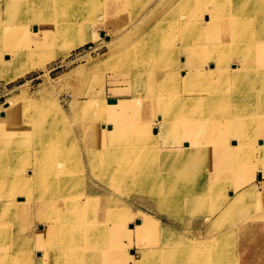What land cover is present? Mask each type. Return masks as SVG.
<instances>
[{"label": "bare ground", "instance_id": "obj_1", "mask_svg": "<svg viewBox=\"0 0 264 264\" xmlns=\"http://www.w3.org/2000/svg\"><path fill=\"white\" fill-rule=\"evenodd\" d=\"M5 1L18 3L21 9L13 10L3 22L5 27L0 29L1 80L13 77L16 69L11 73V68H18L19 61L37 63L47 41L52 46L64 47L67 53L73 47L96 38L89 33L92 25L100 23L103 26L98 35L107 43L112 40L109 32L126 25L116 19L120 14L118 12L125 8L121 0ZM189 1L173 0L170 9L158 15V19L154 18V27L150 31L139 32L143 17L152 13L157 4L155 9L147 10L137 21L134 18L135 21L124 27L126 30L112 44L109 64L130 71L129 75H132L131 72L146 75L145 95L149 98V105L142 100H127V105L120 106V109L133 107L134 111L132 114H121V124L110 117L111 121L101 124L96 133H88L93 137L107 136L113 142L121 140L122 147L117 149L119 152L99 149L89 138L81 148V156L76 155L74 163L70 164L66 149L61 146L60 135L56 134L55 138L52 134V122L46 110L36 122L24 123L21 120L24 116L17 115L15 118L16 107L6 109L5 121L13 116L10 122L15 119L12 126H17L18 120V133L22 138L17 136L16 140L5 145L6 148L0 147V162L9 160L5 168L0 167V199L4 200L3 207H0V235L4 228H8L11 236L8 248L16 249L10 257L0 254V264H20L14 260L15 257H21L23 264H33L25 253L32 248H42L44 243L40 235L31 233L25 241L22 240L23 234L28 232L25 228L27 221L31 220L42 222L46 234L44 253H36L40 264H83V254L79 251L88 248L103 250L111 240V232L125 238L128 244L135 240L140 256L155 257L148 260L151 264L161 260L158 259L161 256L167 258V253L174 249L176 242L197 251L178 264H233L224 258L227 253L235 254V251L227 252L230 247L224 246V232L232 219L264 240V223L255 222L264 219V213L259 212L255 216L248 208L252 201L255 209V200L264 193V41L258 44L257 36L258 30L264 29V0H230L235 3L209 0L210 3L196 5ZM104 9H109L107 20L100 16ZM203 9L210 10L198 18L189 14ZM202 16L203 19H200ZM32 21L37 25L30 31ZM242 23L252 24L251 35L246 39L239 28ZM73 26L79 29L75 40L71 36ZM156 31H163L162 36L158 37ZM172 33L178 34L175 42L171 41ZM135 34H138L137 37ZM133 36L136 40L131 41ZM25 38H30L27 44L23 42ZM176 42L182 53L175 58L181 59L182 63L175 61L169 71L164 67L172 63L167 60ZM26 52L34 62L26 60L27 54L22 55ZM226 54L229 56L226 57ZM88 101L85 100L84 110L90 107ZM99 101L104 104L99 109L101 119L104 109L112 111L118 106L109 100L108 104L103 99ZM53 110L59 119L61 112L58 108L53 107ZM94 110L91 107V110L85 111ZM86 122L80 124L83 129L94 126L93 122ZM116 128L121 129L117 136ZM6 130L10 132L9 128ZM132 138L136 148L129 152V164L121 162L119 168L111 171L113 175L104 173V168L98 167L99 173L94 170L92 159L99 160L100 166L103 159L113 163L118 156L126 158L128 153L120 152L126 151ZM22 147L25 150L21 152ZM149 150L156 160H160L159 166H147L145 160L150 156L147 154ZM254 152L256 158H245L254 155ZM31 155L34 159L27 162ZM77 162L82 164L77 165ZM112 167L113 164L109 166L110 169ZM23 172L29 176L26 177ZM255 174L263 179L261 194L251 179ZM127 178L133 179L129 181ZM79 182L84 183L85 188H80ZM128 182L134 185H128ZM175 183L181 184L182 190L188 185L184 191L186 194L181 198L183 205L186 199L193 200L206 193L214 208L220 202L217 186L224 183L232 185L225 191L230 198H226L227 206L212 221L209 218L205 220V235L194 239L195 242L184 244L181 238L172 237L167 229L161 228L160 223L144 216L146 214L132 220L129 206L127 214L116 212L119 197L114 192L118 193L128 186L135 200H152L159 210L172 218L173 212L179 208V201L167 194L174 197V193L180 191L174 190ZM97 184L102 185L100 190L94 188L93 185ZM232 187L241 191L233 192ZM103 197H107L104 202L97 200ZM242 200L245 206L241 204ZM233 205L238 207L237 210H231ZM10 219L17 223L15 231L7 225ZM244 220L245 223L242 222ZM158 230L162 231V236H153L152 233ZM54 235L61 238L59 246L50 244L49 236ZM79 237L87 242L76 243ZM150 237H155L152 242L157 247L142 248L140 241L142 243ZM263 240L242 243L243 259L239 264H264ZM175 253L176 250L174 256ZM202 253L205 257L200 255ZM100 257L108 264H127L133 259L131 256L123 257V254L117 262L110 259L109 254ZM148 261L145 263L150 264ZM132 262L136 264V260Z\"/></svg>", "mask_w": 264, "mask_h": 264}, {"label": "rangeland", "instance_id": "obj_2", "mask_svg": "<svg viewBox=\"0 0 264 264\" xmlns=\"http://www.w3.org/2000/svg\"><path fill=\"white\" fill-rule=\"evenodd\" d=\"M172 1L173 0H121L120 3H124L125 8L121 9L118 12L120 14L119 16H117L116 19L122 20L124 23H126V25L123 24V26L118 27L116 30H114V32L108 33L109 37L112 36L111 42L107 43L106 40L99 39L98 34L102 30L103 26L100 23H98L92 25L90 28L91 32H89L91 33V35L96 36L94 40H88L78 46H75L72 49H70V51L67 53H65L64 47L52 46L47 41V45L45 46L47 48L45 47H44L45 49L43 48V51L41 52L39 61H37V63L33 64L31 62L19 61L17 63L18 68L17 67L11 68L13 69L10 71L11 73L14 71V69H16L14 71L15 73L13 74V77H7L5 78V80L0 79V147L2 146L6 148L5 145H7L9 141L16 140L17 136H20V138H22L20 133H18V129L20 128L18 120H17V126H12L15 122V119L12 122H10L13 116L10 118L9 121L7 122L5 121L7 120L6 109L9 108L11 109L13 107L14 108L16 107L14 116L15 118L17 115L19 116L21 115V117L24 116L21 119L24 123L36 122V119H39L43 115L42 111L43 110L47 111V114L51 119L49 120L52 122V129H53L52 134L55 138H56V134L60 135L61 146L66 149L70 164L74 163L73 158L76 155L81 156L80 154V151H82L81 148L83 147V145H85V142L89 138L91 142L93 141L97 144L99 149H104L106 152L121 148L122 147L121 140L117 142H113L110 141V139L107 136L93 137V136H89L88 133L89 134H94V132L96 133L98 128L100 129L101 124H107L111 121L110 117H113L112 119L113 121H116L121 124L120 122L121 114H123L124 112H128L132 114V112L134 111L132 109L133 107L129 109L126 108L124 110L120 109V106L127 105L128 103L127 100L130 99L142 100V102H145L146 104L149 105V98L145 95V91H146L145 85L147 83V80L145 79L146 75H139L131 72L132 75L130 74L131 75L130 77V75L128 74L130 71L127 72L124 69H118L117 66L112 67V65L109 64L108 62L110 60L109 53L112 50V46H113L112 44L116 43L117 37L120 35V33L122 34L126 30L125 29L126 26H130L131 23L135 21L134 18L137 21L140 18V16L145 15L147 10L150 11L152 9H155L154 7L158 4L156 9L153 10L152 13L150 12V14H147L145 18L143 17L141 28H140L141 25H139V29H140L139 32L142 33V32L150 31L151 28L154 27V23H155L154 18L155 20L158 19L159 18L157 17L158 15L160 16L162 12H165L168 8L170 9L171 8L170 5L172 4L171 3ZM187 1L188 0H186V2ZM204 2L210 3L209 0L189 1V3L194 5H196V3H204ZM126 3L129 6H126L127 5ZM217 3H235V2L229 0L226 2H217ZM250 3H252V1ZM214 8H216L215 10H217V7ZM20 9L21 7L18 3L14 4L7 2L5 0H0V29L1 27H5V25L3 24L5 18L8 15H11L13 10H20ZM209 10L210 9L197 10L194 13L190 12L189 14L194 18L196 17L198 18L201 14H203V12ZM112 11L113 10H111L110 13H112ZM97 14H93V16L94 15L97 16ZM91 16L92 14L90 15V17ZM100 16L102 17L101 19H105V20L109 19L110 17L109 9L101 10ZM200 19H203V16L200 17ZM30 25L31 26L29 28L31 31V28L35 27L37 23L32 21ZM251 27L252 24L250 23H242L239 25V28L243 30L242 35L245 39L251 35V31H250ZM78 33H79L78 27L73 26L71 28V36L73 37L74 40ZM155 34L158 37H160L162 36L163 31H156ZM136 35L138 34H135L134 36ZM172 35L173 38L171 41L175 42L177 40L178 34L172 33ZM134 36L132 37L131 41H133V39L136 40L137 36L135 38ZM257 36H258V44L262 43L264 41V29H259ZM259 36H263V37H259ZM28 40H30V38H25L23 42L27 44ZM115 48L117 49V47H114V49ZM180 53H182L181 49L178 48V42H176L173 45V47L170 49V55L167 60V62L171 60L172 63L171 64L167 63V66H165L164 68L171 71L172 68L174 67L175 61H177L178 63H182L181 59L179 60L175 58V55H178ZM26 54L27 52L25 54L22 53L23 56H25ZM227 56H229V54H226V57ZM26 60L33 61L34 59L31 58V55L27 54ZM233 63L237 64L235 61H233ZM99 91H102L103 93H100ZM87 99L89 100L88 102L90 107L89 108L85 107V110L87 109L91 110V107H94V109L99 110L100 107H102V105L104 106V104H102V102L99 101L101 99H103V101L105 100L104 102L106 104H108L107 102L111 101L114 104L116 103L118 106H116L117 108H114L112 111H108L107 109H104L102 111L103 118L101 119L100 117L101 110L99 111L94 110L93 112L90 111L86 112L84 110L83 105L86 104L85 100ZM72 100L73 103H71ZM53 107L55 109L58 108L59 111L61 112L59 119L55 115L54 113L55 110H53ZM77 116L78 118L76 119ZM86 120L88 124L93 122L94 126L86 127V129L84 127L83 129L80 126V124L85 123ZM7 128L10 129L9 133H7L6 130ZM120 132H121L120 128L115 129L116 136ZM109 146L111 149H109ZM135 148L136 145L132 138L129 144L127 145L126 151L120 152V153H128V156L126 158L123 159V157L118 156L116 160L113 161V163H110L107 160L103 159L101 160L102 163L100 166H98V164H100L99 160L95 161V159H92L93 161L92 166L94 167V170L97 173H99L98 170L99 167L100 169L102 168L105 169L103 171L104 173L109 172L110 174L113 175L111 171L113 169L119 168L121 162H125L129 164L128 163L129 152H131V150ZM24 150L25 149L23 147L22 149H20L21 152ZM147 154H149L150 156H147L145 161L149 168H153V165L155 166L160 165V160L155 159V155L152 153V151L150 150L147 151ZM255 154L256 153L254 152V155H248L245 158L247 159H251L253 157L256 158ZM33 159L34 156L31 155L26 159V161L31 162V160ZM8 164H9V160H4L0 162V167L5 168ZM78 164H82V163L77 162V165ZM111 164H113L112 169L109 168ZM130 167L133 168L132 166ZM78 170L80 172L79 167ZM234 170L236 171L237 169L234 167ZM23 174H25L26 177L29 176L27 175V172H23ZM205 178L208 177L205 176ZM132 179L129 180L127 178V180L129 181H131ZM251 179L252 181L253 180L255 181L256 187L258 188V191H260L259 194H261L262 190H260V187L262 185L263 179L257 174L253 175ZM128 185H134V183L128 182ZM182 185L184 186V184ZM93 186L94 188L99 190L102 187L101 184H97ZM168 186L169 183L166 184V187ZM231 186L232 185L230 184L225 185V183L219 184L217 186V189L219 191L217 198L220 199V202L218 206L214 208L213 202L210 200V197H208L206 193L200 194L201 197L195 198L193 200L186 199V202L183 205L181 203V198L183 195L186 194L184 191L186 190V188H188V185L186 184L185 189L182 190L181 184L175 183V185L173 186L174 190H180V191L175 192L174 197H171L170 194H167V196L170 198L177 199L179 201V208L173 212V216L177 218L178 221H176L174 217L170 218L166 212H162L161 210H159L156 203L153 202L152 200H147L143 202H141L142 200L139 199L135 200V198H133V195L130 193L129 190L130 187L124 186V188H122V191L119 190L118 193L114 192V194H116V197H119L118 200L119 209H117L116 212H119L120 214L121 213L127 214L128 210L126 209L129 206L131 210L130 212L131 214L129 213L128 214L130 215L132 220H134V218L140 219L142 215L146 214L144 216L152 217L153 221L157 222L158 224L160 223L161 228L167 229L172 237L181 238L184 244L188 242L192 243L194 239L201 238L205 235L206 232L204 230L205 220L209 218L212 221L214 219V216L217 213H219L223 207L227 206L228 203L226 202V198L228 199L230 198L228 196V193H226L225 191L228 190ZM79 187L85 188L84 183L79 182ZM107 187L108 185H106V188ZM111 189L112 187L110 186V190ZM231 190L233 192H236L238 189L237 187L236 188L232 187ZM240 191L241 190L237 192L239 193ZM106 198L107 197H103L102 199H97V200H99L100 202H104ZM242 202L243 200L241 201V204L245 206V203ZM250 202L251 203H249L248 208L249 210L253 211V214L255 216H258L259 214L257 213L259 212L264 213V204H263L264 193H262L258 197V200H255V209L252 205V201ZM3 204H4V200L0 199V207H3L2 206ZM190 204H194V205H190ZM237 208L238 207H235L233 205L231 210L235 211L237 210ZM106 212L111 214V212L109 211ZM189 212H192V214ZM138 213L141 215H139ZM10 221L11 219L9 220V223L7 225L10 229H13L15 231L17 223L16 221H11V222ZM242 222L245 223L246 220ZM255 222L264 223V219H257ZM210 224L214 226V222H211ZM25 228L27 229L28 232L26 235L23 234V238H22V240L24 239L23 241L26 240V237L28 238V233H31L34 235H40V238H42L44 246L47 245L46 234L42 222L35 220H31L30 222L27 221ZM42 229L43 231H41ZM25 230H23V232ZM161 232H162L161 230H158L154 234L152 233V235L159 237L160 235L162 236ZM110 237H111L110 242L104 247L103 250L102 249L91 250L88 248L85 251H82L83 249H81L79 253L81 252L83 254V264H92V263L108 264L105 261V259L100 257V256L104 257V254L106 256L109 254L110 259H113L116 262L122 257V254L123 257L127 256V258L131 256L133 259H130L127 264H133L132 262L133 260H136V264H142L148 260L155 259V257L153 256H147V257L143 255L140 256L141 254L136 251L137 245L135 240L132 241L131 244H128L125 238L123 237L119 238L116 235V233L114 234L112 232L110 233ZM224 237L226 238L225 239L226 243L224 246H227V248L230 247V250H228L227 252L230 253L231 251H235V254L233 255L227 253L224 258L225 260H228L233 264H239L240 261L243 259L242 256L243 249H241L240 247L242 243L249 241L263 240L259 238L255 233L245 230L244 225L241 224V222L238 223L237 220L234 222V219L230 220L228 230L224 232ZM49 238H50V242H52L50 244L53 247L59 246V244L62 243L61 238H59V236L54 235L52 237L49 236ZM154 238L155 237L144 239L142 243L140 241V245L144 249L156 248L157 244L155 242H152ZM33 242H35L34 239ZM84 242L86 243L87 241L81 240L80 237L77 238L76 240V243H79L80 245ZM9 243H11L10 232H8V228H4V230L0 235L1 255L10 257L16 251V249H14L13 247L11 248V250L10 248H8ZM137 243L139 242L137 241ZM177 243L178 242L175 243L174 249L171 250L172 252L170 251L167 253L166 255L167 258L161 256V258H158L161 260L155 262L154 264H178L180 263V261L184 262V260L189 259L191 256L197 253L196 249H192L187 246L183 247L180 246V243L178 244ZM141 246L139 247V249H141ZM43 247L34 248V249L32 248L31 251L25 253L28 259L33 260V264H37V263L40 264L37 259L38 257L36 258V253L43 254L44 253ZM174 250L177 251V253H175V256L173 255ZM200 255L204 256V253ZM49 256L54 257V255H49ZM89 256H91V258H88ZM168 257L171 259L170 262H168ZM14 260L20 264L22 263L21 257H17V258L15 257ZM41 261L43 260L41 259ZM89 261H93V262H89ZM44 263H47V261H45Z\"/></svg>", "mask_w": 264, "mask_h": 264}, {"label": "crops", "instance_id": "obj_3", "mask_svg": "<svg viewBox=\"0 0 264 264\" xmlns=\"http://www.w3.org/2000/svg\"><path fill=\"white\" fill-rule=\"evenodd\" d=\"M135 247H136V246H135ZM138 256H139V255H138ZM137 258H138V257H137ZM137 258H136V259H137Z\"/></svg>", "mask_w": 264, "mask_h": 264}]
</instances>
